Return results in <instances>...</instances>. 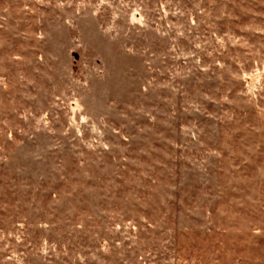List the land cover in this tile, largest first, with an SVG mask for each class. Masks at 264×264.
Instances as JSON below:
<instances>
[{
	"label": "rangeland",
	"instance_id": "1",
	"mask_svg": "<svg viewBox=\"0 0 264 264\" xmlns=\"http://www.w3.org/2000/svg\"><path fill=\"white\" fill-rule=\"evenodd\" d=\"M0 264H264V0H0Z\"/></svg>",
	"mask_w": 264,
	"mask_h": 264
}]
</instances>
